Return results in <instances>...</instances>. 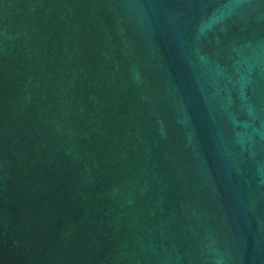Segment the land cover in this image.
<instances>
[{
  "label": "water",
  "instance_id": "95a60500",
  "mask_svg": "<svg viewBox=\"0 0 264 264\" xmlns=\"http://www.w3.org/2000/svg\"><path fill=\"white\" fill-rule=\"evenodd\" d=\"M0 264H264V0H0Z\"/></svg>",
  "mask_w": 264,
  "mask_h": 264
}]
</instances>
